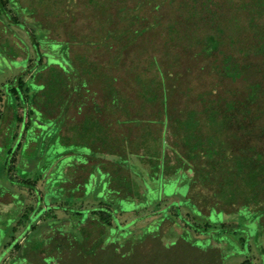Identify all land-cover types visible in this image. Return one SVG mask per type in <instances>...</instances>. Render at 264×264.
Wrapping results in <instances>:
<instances>
[{"label":"rangeland","instance_id":"obj_1","mask_svg":"<svg viewBox=\"0 0 264 264\" xmlns=\"http://www.w3.org/2000/svg\"><path fill=\"white\" fill-rule=\"evenodd\" d=\"M3 1L0 169L1 163L9 161L16 151L33 165L21 169L16 166L10 170L11 177L0 179V237L4 234L1 225L9 227L4 242L14 236L19 238L22 228L30 230L27 219L19 225L13 223L12 230L13 214L23 211L28 216L35 208L43 213L33 223L42 216H68L48 223L53 225L51 235L56 234L60 240L67 238L65 248L71 249L70 236L82 231L86 236L91 232L90 238L92 235L88 223L78 224L77 213L81 210L77 209L82 207L85 215V210L95 205L93 200L101 197L116 207L112 209L113 216L126 222V227L132 229L147 222L145 234L150 237L136 248L140 253L135 256L140 261L129 260L126 264H211L213 253L225 264H240L245 256L256 263L258 224L249 211L240 208L227 213L212 208L208 213L203 209V215L193 211L191 216L186 212L190 205L185 196L192 172L179 165L173 174L164 164L172 147L165 140L160 102L164 87L160 82L164 77L169 95L167 109L173 121L183 122L194 113L199 131L204 134L209 131L212 111L222 125L223 118L229 116L231 123L221 130L222 139L234 147L249 146L264 152V133L256 128L264 125V53L257 50L264 44V0ZM6 6L11 17L3 14ZM46 32L57 59L66 58L69 47L73 63L63 71L78 89L67 96L53 92L47 102L43 98L48 90L39 86L40 81L37 96L42 98L41 114L37 120L48 129L44 127L40 133L42 150L34 147L22 151V136L27 137L23 124L15 139L12 131L16 115L26 121L27 105L25 96L19 92L15 97L8 86L29 64V57L32 63L37 60L34 54L30 56L31 44L42 41ZM225 59L236 67L238 75L225 72ZM44 69L47 68L38 69L37 75ZM254 84L257 98L249 102ZM122 103L136 108L139 114L130 118L126 113L123 120L137 125L131 126L136 136L132 144L126 134L122 137L117 130L108 129L111 125L103 123L99 114L104 104L115 108ZM83 107L92 110L82 122H77L79 114L83 117ZM245 109L249 114L243 115ZM114 121L116 127L121 126V118ZM114 140L119 142L113 147L110 143ZM19 142L22 145L18 149ZM48 147L49 156L44 158L43 151ZM16 157L13 164L17 163ZM23 175L38 176L41 181L34 182L31 189L16 182ZM12 192L20 193L23 199ZM42 196L44 202L37 204L36 199ZM52 201L64 208L43 209ZM157 211L162 215H153ZM176 211L200 227L184 229L182 222L186 221L177 218ZM166 215L175 217L178 225L170 229L163 218ZM204 221L211 224L206 231ZM41 231L45 233L48 228L43 225ZM38 232L36 229L25 241L27 246L35 242ZM183 237L190 245L177 242ZM47 241L43 239V244L48 246ZM6 258L7 255L5 264Z\"/></svg>","mask_w":264,"mask_h":264},{"label":"trees","instance_id":"obj_2","mask_svg":"<svg viewBox=\"0 0 264 264\" xmlns=\"http://www.w3.org/2000/svg\"><path fill=\"white\" fill-rule=\"evenodd\" d=\"M3 2V0H0L2 5ZM2 10H4L3 14H9L10 10L7 6ZM15 20L17 21V19ZM48 32H46L47 34H43L42 41L38 39V41L32 42L31 44L32 53L30 56L34 54L37 60L32 63V59L29 57V64H26L25 69H22V72H20L8 86L10 93L15 97H18L16 95L21 92L22 95L25 96L23 101L27 105L25 111L26 121H24L21 115L14 116L15 127H13L12 131V139H15L19 133V129L22 128L21 124H23V130L27 133V137L24 138L23 135L22 141H24V143L22 145V142H19L17 147L19 149L22 145V151L25 148L29 149L34 147L42 150L40 133L41 131H45L43 130L44 127L46 130L48 129L46 125L41 124L37 120L41 114L40 103L42 100L41 97L37 96L39 91L37 87L38 84L42 82V85L40 84L39 86H44V88L48 90L43 98V101L47 102L51 101L50 98L53 92L57 93L59 91L58 95L67 96L69 92L78 89L74 83H71L73 80L69 82L68 78L65 76L66 73L63 71L64 69H68L67 67L70 63H73L70 58L69 47L65 52L66 58L61 57L60 60L57 59L55 54L56 51L52 49V45H49L48 38L50 37H48ZM215 48H217V45ZM257 50L264 53V44H261ZM42 58L43 61H41ZM225 60L223 66L225 72L229 75H236V67L229 64L230 60ZM54 61L58 63H53ZM35 64H40V66L36 67ZM45 67L47 69H44L41 75L38 76L40 74L37 75L39 72L38 69H43ZM25 76H28L27 79H25ZM63 79L65 82L64 85H62ZM160 84L164 87V94L160 102L162 104L165 120V140L168 144H171L172 147V154L171 156L166 154L164 164H167V166L172 169L171 171H174V169L181 165L192 172L189 190L185 196L186 202L190 205L186 212L191 216L193 211L203 215V209H206L208 213L212 208L221 209L227 213H235L240 208L249 211L250 216L256 219L258 224L256 234H259L260 240L258 243H255V245H258L256 248L258 252V261L255 263L251 258L245 256L240 264H264V152L250 148L249 146L234 147L232 144L226 143L222 139L221 130L225 129L226 125L231 123V117L229 116L227 117L225 115L226 117L223 118L222 125L221 122L215 120V112L212 111L209 117V131L204 134L199 131L198 120L194 113H191L183 122H178L179 119L173 121L167 109L169 95L164 77ZM255 87L257 88L256 84L251 88L249 102L257 98V90ZM231 106L232 105H229V109H232ZM245 113L249 114V111L247 112V109H245L243 115H247ZM256 128L261 129L262 134L264 133V125L256 126ZM44 150V158H47L49 156L47 154L49 147ZM9 153L7 152L10 158ZM12 154L13 156L10 159L7 157L9 159V161H7L9 164H6L7 162L1 163L0 179L4 176L11 177L9 174L10 170L16 166L20 167V169L25 166H29L30 168L33 167V165L27 164V159L19 154V152L16 151ZM15 156H17V163L13 164V158ZM161 164L164 166L163 163ZM175 172L176 171L172 173L174 174ZM38 176L41 177L40 174H38ZM38 176L28 177L23 175L20 177L21 181L16 182L34 189V182H37V180L39 182L41 181ZM6 178L7 177H5V179ZM13 194L23 199L20 193L14 192ZM95 199L96 200H93L95 205L90 207V209H86L85 215L83 212L84 209H81L82 207L77 209L81 210L77 213V222L81 226L82 221L86 222V225L88 223V226L92 230L91 238V232L89 231L87 236L84 231L81 233L76 232L74 235L70 236L71 245L69 246H72L71 249L65 248L64 242H67V238L62 237L65 240H60V237H57L56 234L51 235L53 225L48 223L53 219L57 220L61 217L67 218L68 216L59 217L56 216V214H53L51 217L42 216L37 223H33L35 219L43 213L42 209L37 210L32 208L28 216H25L23 211L17 214L14 213L13 216L15 220H13L11 224L13 225V223H16L19 225L22 219H27L26 226L29 227L30 230L22 228L21 232L18 234L19 238L14 236L9 241L4 242L6 237L4 234H7L9 227L8 225H1L4 228V234L0 237L1 264H5L4 258L6 255V264H126L129 260L135 259L136 262L140 261V259L138 260L135 256L140 253L137 252L138 249L136 248L139 247L140 242L147 241L148 237H150V234H145V230L148 227L147 222L144 225H138L132 229L128 228L126 227V222L122 223L118 217L113 216L114 213L112 209L116 210V207L103 201L101 197H96ZM41 201L44 202L43 196L36 199L37 204ZM56 202L57 201H52L50 202L51 204H45L43 209L50 207L49 209L52 210L57 207H63L60 204H55ZM157 212H153V215H162L161 212ZM174 215L177 216V218L182 217L186 221V223L182 222L184 229L191 230L200 227L192 220L186 219V216L184 217L183 214L178 211H176ZM193 217L199 219V217L195 215ZM163 218H165L164 221L168 222L170 229L178 225L176 218L173 216L166 215V217ZM43 225L48 228V231L45 233H43L44 230L43 232L41 231ZM203 226H205L203 229L206 231L211 224L209 221H204ZM11 229H15L14 225ZM36 229L39 232L34 236L35 242L32 243L31 246L30 244L27 246L25 241L28 240L31 234H35ZM29 231L31 233H29ZM195 235L198 236L197 234ZM45 238H47V242H49L48 246L45 243L43 244V239ZM179 241L190 245V242L184 237L179 238L177 242ZM191 246L198 249L196 246ZM222 261L224 260L215 253H213L209 259V263L211 264H225ZM230 264L237 263L230 262Z\"/></svg>","mask_w":264,"mask_h":264},{"label":"crops","instance_id":"obj_3","mask_svg":"<svg viewBox=\"0 0 264 264\" xmlns=\"http://www.w3.org/2000/svg\"><path fill=\"white\" fill-rule=\"evenodd\" d=\"M83 105H85V104H83ZM101 107H102V110L101 109L99 110V112H101L99 114H100V117L102 118L103 123L108 122L107 124L111 125L108 129L117 130L116 132L122 133V137L126 134L125 137L129 138L130 143L132 144L133 141L135 140L136 136L133 133L131 126H134L136 124L134 122L124 123L123 120H124V118H126V113L128 114L127 117H130V118L138 117L139 114H138L137 109L130 107L129 105H125L123 103H122V106H119V107L114 106L115 108H113L112 104H104ZM91 110H92L91 107H83L82 109H80V112L84 113V114H83V117H81L82 115L79 114V116L76 118V121L82 122L86 116H89V113L91 112ZM132 112H133V114H131ZM118 118H121L122 122H120L121 126L119 125L118 127H116V123L114 120L115 119L117 120ZM109 136H110V133H109ZM118 142H119L118 140H116V141L114 140L110 144H112V146L114 147V146H117ZM124 145H125V143H124ZM142 145H143V142H141V146ZM135 146H136V144H135ZM133 147H132V149H134ZM135 149H137V148H135ZM139 151H142V150H139Z\"/></svg>","mask_w":264,"mask_h":264}]
</instances>
